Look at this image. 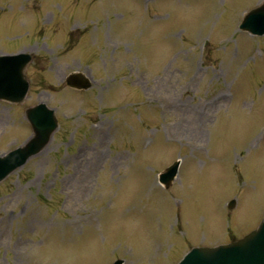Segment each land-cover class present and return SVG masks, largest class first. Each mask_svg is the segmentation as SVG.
<instances>
[{"label": "rangeland", "instance_id": "1", "mask_svg": "<svg viewBox=\"0 0 264 264\" xmlns=\"http://www.w3.org/2000/svg\"><path fill=\"white\" fill-rule=\"evenodd\" d=\"M263 1L0 0V53L32 54L23 101L0 100V154L30 137L26 108L59 121L0 181V264H175L255 229L264 35L238 25ZM76 71L90 88L67 87Z\"/></svg>", "mask_w": 264, "mask_h": 264}, {"label": "water", "instance_id": "2", "mask_svg": "<svg viewBox=\"0 0 264 264\" xmlns=\"http://www.w3.org/2000/svg\"><path fill=\"white\" fill-rule=\"evenodd\" d=\"M240 28L252 34L264 33V3L244 16ZM28 60L29 56L0 57V99L18 102L23 98L28 86L22 69ZM79 77L70 75L67 84L86 88L88 84ZM26 118L32 128V136L23 146L0 156V180L38 153L57 127L54 111L44 104L27 109ZM177 165L175 162L161 174L160 181L166 186L176 174ZM120 263L121 260L114 262ZM178 264H264V218L259 227L243 239L214 248H193Z\"/></svg>", "mask_w": 264, "mask_h": 264}, {"label": "bare ground", "instance_id": "3", "mask_svg": "<svg viewBox=\"0 0 264 264\" xmlns=\"http://www.w3.org/2000/svg\"><path fill=\"white\" fill-rule=\"evenodd\" d=\"M101 152H102V151H101V150H99V153L102 155V153H101ZM99 153H98V156H99V157H101V155H100Z\"/></svg>", "mask_w": 264, "mask_h": 264}]
</instances>
